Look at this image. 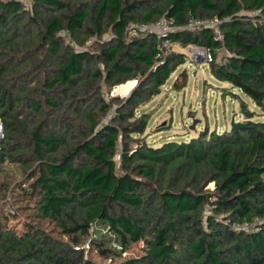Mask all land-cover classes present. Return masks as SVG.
Listing matches in <instances>:
<instances>
[{
    "label": "trees",
    "instance_id": "trees-1",
    "mask_svg": "<svg viewBox=\"0 0 264 264\" xmlns=\"http://www.w3.org/2000/svg\"><path fill=\"white\" fill-rule=\"evenodd\" d=\"M162 17L221 20L226 61L211 75L264 114V0H0V199L14 185L4 166H17L26 181L14 189L33 197L37 215L16 227L0 206V264H264V121L248 112L223 133L146 142L150 114L136 110L186 56L156 60V36L125 28ZM168 39L221 46L210 29ZM135 81L125 97L102 96V86L109 94ZM185 86L181 72L172 89ZM140 242L142 255L122 258Z\"/></svg>",
    "mask_w": 264,
    "mask_h": 264
},
{
    "label": "rangeland",
    "instance_id": "rangeland-1",
    "mask_svg": "<svg viewBox=\"0 0 264 264\" xmlns=\"http://www.w3.org/2000/svg\"><path fill=\"white\" fill-rule=\"evenodd\" d=\"M27 7L30 5V0H21ZM110 38V31L103 36V40ZM67 39V37H66ZM95 38L91 39V42ZM170 52H180L186 56L184 64L180 65L177 70L170 76L165 85L161 89V93L155 96L150 102L141 105L137 108V113L150 114V120L145 132L146 142L154 146L161 145L164 141H185L195 137L200 131L208 128L209 131L223 133L230 130L231 121L235 123H243L244 117L240 108V103L246 105L247 112H253V121H264V114L260 108L256 107L252 101L243 95L237 89H232L226 82H221L211 75L210 67L199 66L189 63V53L187 49H182L178 45H173ZM227 54V51L221 50L216 54V61ZM101 67V66H100ZM181 72L186 73V86L176 91L172 89L174 80ZM137 82V81H136ZM103 97L109 99V95L124 97L127 95L120 94L117 89H113L108 94L106 87L102 86ZM116 91V92H115ZM115 92V93H114ZM234 94L236 96H233ZM108 120L104 118L103 121ZM194 125V129L191 127ZM118 161V158H116ZM3 179L11 187L18 182H25L26 178L21 177V170L17 166L7 164L3 168ZM23 176V175H22ZM14 185L10 188V193L4 199H0V206L11 214L17 216V221L14 224L20 227L24 221H29L32 218H37L35 214L36 203L33 197L27 198L22 194V189H14ZM213 185L209 184L205 190H212ZM46 229L52 231L51 225L47 224ZM100 230V229H97ZM93 230L91 236L99 235V231ZM60 234V233H59ZM58 237V233L55 234ZM94 238V237H93ZM88 241L83 242V245ZM143 242L132 245L122 258H136L143 254ZM84 248V246H83ZM92 260L98 264H106L96 256Z\"/></svg>",
    "mask_w": 264,
    "mask_h": 264
},
{
    "label": "built area",
    "instance_id": "built-area-1",
    "mask_svg": "<svg viewBox=\"0 0 264 264\" xmlns=\"http://www.w3.org/2000/svg\"><path fill=\"white\" fill-rule=\"evenodd\" d=\"M21 1V0H20ZM222 21L218 18H206V19H194L191 18L187 21L184 25H176L174 24L173 20H169L165 17L158 19L155 22H130L127 27L125 28V34L127 37L136 38L140 36L146 35H154L157 38V54L155 56L156 60H163L168 53H170L173 44L168 39L170 33L174 31H190V32H199L204 29H210L213 32L215 41L220 43L221 46L212 51L211 49L204 47V46H196L190 45L186 49L189 53V63L190 64H197L199 66H206L209 67L213 64L216 59L215 55L221 51L225 50L223 46L224 35L221 30ZM68 37V36H67ZM70 44L77 48V45L74 41L67 38ZM91 40L87 42L86 45L90 44ZM220 61H226V54L220 59ZM127 96V95H125ZM124 96V97H125ZM260 219H255V223H260ZM255 224L249 223H233V229H241L244 231H248L254 227ZM90 234L92 231L90 230ZM84 249H88V243L84 245Z\"/></svg>",
    "mask_w": 264,
    "mask_h": 264
},
{
    "label": "water",
    "instance_id": "water-1",
    "mask_svg": "<svg viewBox=\"0 0 264 264\" xmlns=\"http://www.w3.org/2000/svg\"><path fill=\"white\" fill-rule=\"evenodd\" d=\"M135 85H136V81H135L134 86L131 88V90L135 87ZM116 88H117V87H115L114 89H116ZM131 90H130V91H131ZM130 91H129V92H130ZM129 92H128V93H129ZM127 95H128V94H127ZM111 96H114V94H112ZM247 113H248V112H245V113L242 112L243 116H246ZM241 125H243V124H242V123H235V122L232 120V121H231V125H230V129H235V128L241 126ZM191 128L194 129V125H193ZM2 137H3V134H2V125H1V122H0V140L2 139Z\"/></svg>",
    "mask_w": 264,
    "mask_h": 264
},
{
    "label": "bare ground",
    "instance_id": "bare-ground-1",
    "mask_svg": "<svg viewBox=\"0 0 264 264\" xmlns=\"http://www.w3.org/2000/svg\"><path fill=\"white\" fill-rule=\"evenodd\" d=\"M134 84H135V83L132 84L131 88L134 86ZM118 88H119V87H118ZM129 88H130V87H128L127 90H126V89H123V88H119V89H117V92L120 93V94H123V95H124L126 91L129 92V91L131 90V88H130V89H129ZM115 92H116V91H115ZM115 92H114V93H115ZM128 92H127V94H128Z\"/></svg>",
    "mask_w": 264,
    "mask_h": 264
}]
</instances>
